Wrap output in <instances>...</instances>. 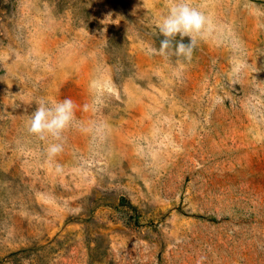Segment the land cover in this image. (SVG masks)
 <instances>
[{
    "label": "rangeland",
    "instance_id": "obj_1",
    "mask_svg": "<svg viewBox=\"0 0 264 264\" xmlns=\"http://www.w3.org/2000/svg\"><path fill=\"white\" fill-rule=\"evenodd\" d=\"M192 3L187 61L147 51L171 0H0V264H264V0Z\"/></svg>",
    "mask_w": 264,
    "mask_h": 264
},
{
    "label": "clouds",
    "instance_id": "obj_2",
    "mask_svg": "<svg viewBox=\"0 0 264 264\" xmlns=\"http://www.w3.org/2000/svg\"><path fill=\"white\" fill-rule=\"evenodd\" d=\"M156 25L160 35L159 48L149 47L148 54H158L165 58L175 56L190 61L198 38L203 39L212 31L209 17L200 8L193 6L192 0H171L166 14L160 16ZM179 35L180 40L176 37ZM189 37V43L183 38ZM38 107L29 115L27 131L41 140H49L45 153L51 161L64 151L63 133L76 122V105L71 99L49 102L36 101ZM57 170H60L57 165Z\"/></svg>",
    "mask_w": 264,
    "mask_h": 264
}]
</instances>
